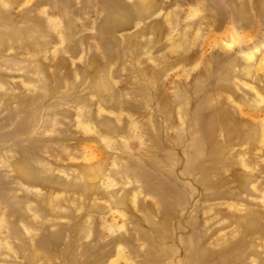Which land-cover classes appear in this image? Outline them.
Here are the masks:
<instances>
[{"label": "rangeland", "instance_id": "rangeland-1", "mask_svg": "<svg viewBox=\"0 0 264 264\" xmlns=\"http://www.w3.org/2000/svg\"><path fill=\"white\" fill-rule=\"evenodd\" d=\"M0 264H264V0H0Z\"/></svg>", "mask_w": 264, "mask_h": 264}]
</instances>
